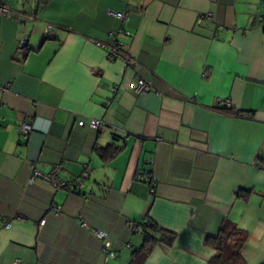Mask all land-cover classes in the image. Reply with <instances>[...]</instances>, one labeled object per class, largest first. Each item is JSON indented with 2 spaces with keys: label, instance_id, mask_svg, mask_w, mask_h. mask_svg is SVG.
<instances>
[{
  "label": "crops",
  "instance_id": "crops-1",
  "mask_svg": "<svg viewBox=\"0 0 264 264\" xmlns=\"http://www.w3.org/2000/svg\"><path fill=\"white\" fill-rule=\"evenodd\" d=\"M5 1L0 264H128L142 242L130 226L147 212L176 238L144 264H206L214 250L205 235L225 220L246 231V263L264 262V0ZM114 37L130 61L109 57ZM138 76L146 93L133 89ZM33 155L41 172L60 166L68 184L29 183ZM141 172L155 177L153 192Z\"/></svg>",
  "mask_w": 264,
  "mask_h": 264
},
{
  "label": "trees",
  "instance_id": "trees-1",
  "mask_svg": "<svg viewBox=\"0 0 264 264\" xmlns=\"http://www.w3.org/2000/svg\"><path fill=\"white\" fill-rule=\"evenodd\" d=\"M5 1V0H4ZM6 2V1H5ZM48 38L50 33L45 34ZM223 111H229L235 116H241L244 112L240 110H233L230 105H218ZM109 150L108 146H105L100 151ZM117 148L113 151L109 150L111 155L115 154ZM259 159L258 166L264 168V151ZM229 220V219H228ZM141 227H137L136 230L140 231L142 235V242L139 247L132 251L130 262L128 264H144L146 257L153 251L154 246L158 243L165 245H171L176 238L174 231L169 228H165L154 220L147 212L141 222ZM134 231V230H133ZM246 238V231L239 229L234 222H228L225 220V224H221L216 234H207L204 238V245L210 246L214 250V255L207 261L206 264H247L243 255H241V249L244 245ZM264 264V262L260 263Z\"/></svg>",
  "mask_w": 264,
  "mask_h": 264
},
{
  "label": "built area",
  "instance_id": "built-area-1",
  "mask_svg": "<svg viewBox=\"0 0 264 264\" xmlns=\"http://www.w3.org/2000/svg\"><path fill=\"white\" fill-rule=\"evenodd\" d=\"M11 12V9H9V5L4 1V0H0V15H7ZM112 16H114L115 18H117L120 22H125L129 19L128 13L126 11H110L109 12ZM207 20V19H211V13L210 12H206L204 13L202 16H200L198 18V22L201 20ZM50 33L49 30L46 32V34ZM117 33H122L124 35H130V32L128 30H126L125 28H123L122 26L118 29ZM112 35L114 36V33H112ZM98 44H101V42H98ZM25 44V40H21L19 42V45L21 47H23ZM108 53H109V57L111 58H117V59H121V60H131L130 56L128 55V52H126L125 50V43L122 41H119L116 37H114L112 39V42L109 45V49H108ZM135 90L136 93H146L149 90V82L145 81L141 76H138L135 82V86L133 88ZM219 105H229V101L228 99H218L217 102ZM77 123L82 126V125H88L90 127L93 128H98L101 121L95 118H90L89 120L87 119H78ZM18 131H20L21 135L23 136L24 139H27L29 134L33 131L32 130V124L31 123H22L21 126L18 127ZM31 160V173L30 176L28 178L29 183L33 182L35 180V178H42L45 179L47 181H49L52 185V187L54 189H59V188H63L65 187L68 183L66 181H64L62 178H60L58 176V170L60 169V166L55 165L54 168L50 171V172H41L37 167H35V155H33ZM149 162L152 163L151 158L149 159ZM87 174V171H83L81 176H85ZM141 175L139 176L140 180L145 181L148 186H150V191H154V184H155V177L152 176L151 174L148 173H144L141 172ZM81 182L80 180H74L72 181L71 185L73 186H77L80 185ZM58 208V206H56L54 209ZM44 223V220L40 221V225ZM11 224V221L8 220H4V225L8 226ZM80 226H83L87 229H91L93 236H95L96 238H98L100 241L103 242V240L106 238V233L100 229L97 228H93L91 225H89V223L83 219H81L80 221ZM130 228H132L133 230H136L137 227H135V225L130 226ZM104 244L103 248L105 249V247H107ZM107 251V252H106ZM104 253V261L106 262L108 260V258L114 256V252L111 250H106Z\"/></svg>",
  "mask_w": 264,
  "mask_h": 264
},
{
  "label": "rangeland",
  "instance_id": "rangeland-1",
  "mask_svg": "<svg viewBox=\"0 0 264 264\" xmlns=\"http://www.w3.org/2000/svg\"><path fill=\"white\" fill-rule=\"evenodd\" d=\"M262 17H264V14H262ZM29 137V136H28ZM28 140V138L26 139V141Z\"/></svg>",
  "mask_w": 264,
  "mask_h": 264
},
{
  "label": "clouds",
  "instance_id": "clouds-1",
  "mask_svg": "<svg viewBox=\"0 0 264 264\" xmlns=\"http://www.w3.org/2000/svg\"><path fill=\"white\" fill-rule=\"evenodd\" d=\"M33 127V126H32Z\"/></svg>",
  "mask_w": 264,
  "mask_h": 264
}]
</instances>
